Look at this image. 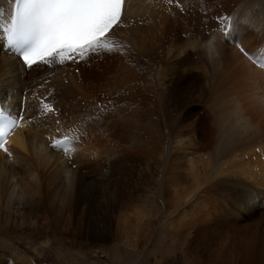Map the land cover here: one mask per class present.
Here are the masks:
<instances>
[{"label":"bare ground","instance_id":"obj_1","mask_svg":"<svg viewBox=\"0 0 264 264\" xmlns=\"http://www.w3.org/2000/svg\"><path fill=\"white\" fill-rule=\"evenodd\" d=\"M116 39L29 70L0 37V94L25 110L0 149V254L19 258L9 234L104 264H264V69L240 52L264 47V0H127Z\"/></svg>","mask_w":264,"mask_h":264},{"label":"snow or ice","instance_id":"obj_2","mask_svg":"<svg viewBox=\"0 0 264 264\" xmlns=\"http://www.w3.org/2000/svg\"><path fill=\"white\" fill-rule=\"evenodd\" d=\"M126 18L127 0H14L7 19L0 16V37L27 69L35 70L40 65L79 63L126 48L116 39V29L125 26ZM240 52L264 69V47L259 54L242 46ZM24 111L12 113L0 104V149L9 156L7 137L24 120ZM54 111L52 105L43 103L39 114ZM72 131L69 128L60 138H50L52 147L71 152L75 146Z\"/></svg>","mask_w":264,"mask_h":264},{"label":"rangeland","instance_id":"obj_3","mask_svg":"<svg viewBox=\"0 0 264 264\" xmlns=\"http://www.w3.org/2000/svg\"><path fill=\"white\" fill-rule=\"evenodd\" d=\"M4 240L14 248V253L17 255V258H19H14L8 251V253L0 254V264H104L103 259L105 257L101 256L100 250L85 247L83 245H63L62 248L60 245L54 249L53 246L39 244L37 245L38 250L36 251L29 248L28 245L25 244V241L15 239L9 234ZM2 241L3 239L0 241V248H3ZM18 247L25 249L28 248V251L24 252L27 256L25 261H21L22 257L19 254L20 249ZM142 264H146L145 258L143 259Z\"/></svg>","mask_w":264,"mask_h":264}]
</instances>
